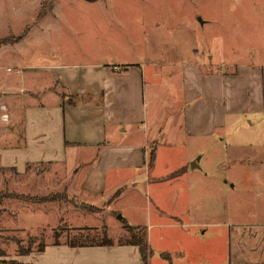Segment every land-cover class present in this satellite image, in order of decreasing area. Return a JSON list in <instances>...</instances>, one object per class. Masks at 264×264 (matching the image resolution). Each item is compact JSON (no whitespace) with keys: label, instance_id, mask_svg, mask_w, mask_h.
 Segmentation results:
<instances>
[{"label":"crops","instance_id":"0c3cea01","mask_svg":"<svg viewBox=\"0 0 264 264\" xmlns=\"http://www.w3.org/2000/svg\"><path fill=\"white\" fill-rule=\"evenodd\" d=\"M43 2L40 1L39 11ZM53 7L51 4L44 9L39 20L51 17ZM36 20L31 27L38 25L40 21ZM33 28L25 29L26 32L17 36L18 40L0 44V49L29 40ZM192 53L197 55L195 50ZM158 64L150 62L149 66L156 68ZM144 65L136 61L112 66L61 65L51 75L33 70L24 73L32 66L20 64L6 68L7 73L14 72L0 76V103L7 105L9 114L8 122L0 130V168H10L15 175L22 176L28 173L31 165L46 164L50 171L43 173L49 179H64L51 188L53 192H65L81 202L89 199L83 203L96 208L112 203L121 185L136 191L144 184L155 196V211L151 217L154 224L146 222L148 234L156 227L172 228L181 234L184 228L229 226L233 229L230 235L221 237L217 232L214 235L220 243L215 244L211 256L220 262L207 261L205 264H258L256 259L264 258V220L230 225L222 222L220 200L217 193L213 196L211 177L204 171V166L213 157V145H222V139L229 134L228 120L251 117L247 127L243 129L238 125L237 130H242L247 137L243 145L253 148V160L257 164L253 170L239 169L234 172V177L247 179V185L252 183L264 194V64L248 62L234 66L212 62V57L204 63L192 60L162 63L164 67H178L177 71H163L158 67L153 71V81L156 78L167 80V106L181 116V122L177 119V122L174 120L165 128L161 127L156 108L160 95L154 90L151 133L144 98ZM50 80H54L55 85H51ZM166 146L183 151L178 157L183 164L166 173L153 171L150 184L146 172L151 166L149 154L154 153V170L159 151ZM202 149L204 156L201 161L197 160V167L187 168V163L193 162ZM80 152L87 155L80 157ZM176 155L174 153V159ZM69 156L72 163L67 168ZM142 172L143 183L136 182L134 178ZM68 179L69 183L58 186ZM227 185L225 182L226 192L229 190ZM218 188L217 185L216 190H222ZM254 216L264 218V208H258ZM125 219L133 227H139L134 226L136 222L129 214ZM226 241L236 242V247L233 250L231 245V254L228 252L229 255L224 257L222 248ZM46 250L52 260L44 259V264H142L136 247L113 244L70 248L59 243L27 258L40 260L44 254L46 257ZM186 259V254L179 248L175 264H193Z\"/></svg>","mask_w":264,"mask_h":264},{"label":"rangeland","instance_id":"374dc122","mask_svg":"<svg viewBox=\"0 0 264 264\" xmlns=\"http://www.w3.org/2000/svg\"><path fill=\"white\" fill-rule=\"evenodd\" d=\"M40 1L0 0V41L12 42L25 32V29L34 27L29 40H23L20 45L11 48L0 49V76L10 75L14 71L7 73L5 69L19 64L32 66L28 67L30 69L26 68L24 73L33 70L34 73L43 71L51 75L54 69L61 65L112 66L128 64L130 61H136L138 64L142 62L145 64L144 98L147 104L149 133L153 131L150 130V124L153 122L150 110L153 107L154 90L160 95L156 108L161 127L165 128L170 122H177V119L181 122V116L178 117V114L171 112L167 106V80L156 78L153 81V71L158 67L163 71H177L178 67H164L161 66L162 63L178 64L191 60L204 63L212 57V62L234 66L248 62L264 64V0H48L47 4L54 6V14L42 21L38 17ZM34 19L40 21L37 22L38 25L36 23L39 30L34 25L31 27ZM193 50L197 52L196 56L193 55ZM150 62L159 64L153 68L149 66ZM227 68L231 69L230 66ZM48 75L45 74L46 79L49 78ZM51 80L50 84L55 85V81ZM175 86L178 87L177 82ZM1 105L5 104L1 102ZM1 114L0 111V116ZM7 115L9 118L8 110ZM248 120L252 118L228 120L229 134L222 139V145L220 142V145H213V157L207 166H204V171L211 177L213 196L217 193L220 200L222 222L229 225L264 220L263 217L259 219L254 216L258 208H264V194L259 193L252 183L247 185V179L234 177V172L239 169L253 170L257 164L253 160V148L243 145L247 137L243 135L242 130H237L238 125L243 126V129L247 127ZM7 122L8 120L3 122L0 119V130ZM182 152L168 146L163 147L159 151L154 170L151 165L146 171L150 184L153 171L166 173L183 164L178 160ZM174 153L177 154L176 159ZM80 154V157L87 155L86 152ZM203 156L202 149L201 153L195 155L193 162L201 161ZM70 158L69 156L67 168L72 163ZM193 162L187 163V168L191 169ZM43 171L49 172V166L31 165L28 173L22 176L15 175L10 168H0V195L12 194L32 199L55 195L61 197L58 201L46 204L1 199L0 264H44V259L47 262L52 260L47 250L46 257L44 254L40 260L33 261L34 259L27 257L39 254L40 244H44L47 249L56 241L62 244L67 239H77L75 234L88 229L92 230L90 238L93 240L106 239L115 246H123L124 244L119 243L129 237L125 226L132 225L125 219L126 214L136 222L134 226L138 225L146 230L150 252L148 264H175L179 248L186 254L187 262H220L211 256L215 244L220 243L219 239L215 240L214 235L216 232L220 233L221 237L227 233L230 235L233 230L231 227L184 228L181 234L172 228L156 227L148 234L146 222L154 224L151 217L155 211V196L151 188L146 189L143 184L142 187L136 186V191H131L121 185V190L114 196L112 203L103 208L92 207L97 209L94 211L96 214H89L80 206H89L83 203L89 199H83L81 202L77 197L69 196L65 192H53L51 188L64 179L51 180ZM134 179L143 183V172ZM124 181L126 180L123 178V183ZM225 182H228L227 192L224 190ZM67 183L69 179L58 186ZM217 185L221 187V191L216 190ZM117 216L121 218L117 219ZM231 245L234 250L236 242L230 244L226 241L222 248L224 257L231 254ZM96 247L101 246L93 248ZM20 249L29 250L30 253L20 256ZM256 260L258 264H264V258Z\"/></svg>","mask_w":264,"mask_h":264},{"label":"trees","instance_id":"16d2710c","mask_svg":"<svg viewBox=\"0 0 264 264\" xmlns=\"http://www.w3.org/2000/svg\"><path fill=\"white\" fill-rule=\"evenodd\" d=\"M48 0H45L41 6L40 11L38 12V17H41L43 15L44 9L47 7L49 8L50 5L47 4ZM88 2H97V1H102V0H86ZM26 32V30H25ZM19 38V37H18ZM18 38L14 40H18ZM11 42H8L6 40H1L0 44H8ZM154 162V153L151 151L149 154V166L152 165ZM6 198V199H14V200H23V201H28L32 202L35 204H46V203H51L55 202L61 199L60 196L55 195V196H50V197H41L39 199H32V198H27V197H22L20 195H0V201L1 199ZM66 197H63V200H65ZM83 210H86L88 212H94L97 209H93L91 206H85L83 204H80ZM126 232L129 237L126 238L124 242H121L119 244H124V245H131L137 248L139 256L141 258L142 264H148V258H149V249L147 246V241H146V230L145 228L141 227H133L130 225H126ZM92 230H85L82 232H78L77 234L74 235V237L78 236L77 239L73 238L72 240L67 239L65 242V245L70 247V248H85V247H94V246H109L111 245V242L109 240H93L90 238L92 235L90 234ZM59 243L56 241L53 245H58ZM45 249L44 244L39 245V252H43ZM30 252L28 251H23V249L19 250V255L20 256H26ZM21 264V263H20Z\"/></svg>","mask_w":264,"mask_h":264},{"label":"built area","instance_id":"2783aa9c","mask_svg":"<svg viewBox=\"0 0 264 264\" xmlns=\"http://www.w3.org/2000/svg\"><path fill=\"white\" fill-rule=\"evenodd\" d=\"M0 111H1V116H0V119L3 121V122H6L8 120V115H7V107L5 105H1L0 106Z\"/></svg>","mask_w":264,"mask_h":264},{"label":"water","instance_id":"95a60500","mask_svg":"<svg viewBox=\"0 0 264 264\" xmlns=\"http://www.w3.org/2000/svg\"><path fill=\"white\" fill-rule=\"evenodd\" d=\"M196 162H197V160L194 161V162L191 164V167H193V166H194V167H195V166L197 167ZM120 218H121L120 216H117V219H120Z\"/></svg>","mask_w":264,"mask_h":264}]
</instances>
